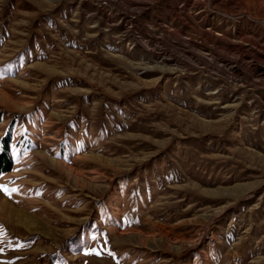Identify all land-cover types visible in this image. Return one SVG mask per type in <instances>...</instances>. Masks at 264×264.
<instances>
[{"label": "rangeland", "instance_id": "obj_1", "mask_svg": "<svg viewBox=\"0 0 264 264\" xmlns=\"http://www.w3.org/2000/svg\"><path fill=\"white\" fill-rule=\"evenodd\" d=\"M8 140L0 264H264V0H0Z\"/></svg>", "mask_w": 264, "mask_h": 264}, {"label": "trees", "instance_id": "obj_2", "mask_svg": "<svg viewBox=\"0 0 264 264\" xmlns=\"http://www.w3.org/2000/svg\"><path fill=\"white\" fill-rule=\"evenodd\" d=\"M4 150L0 154V177L13 168V160L10 155V141H7Z\"/></svg>", "mask_w": 264, "mask_h": 264}, {"label": "bare ground", "instance_id": "obj_3", "mask_svg": "<svg viewBox=\"0 0 264 264\" xmlns=\"http://www.w3.org/2000/svg\"><path fill=\"white\" fill-rule=\"evenodd\" d=\"M23 217H24V216H23ZM23 217H22V218H23ZM27 219H28V218H27ZM29 219H30V218H29ZM29 219H28V220H29ZM22 221H25V220H24V219H22ZM26 222H27V221H26ZM31 224H32V223H31Z\"/></svg>", "mask_w": 264, "mask_h": 264}, {"label": "snow or ice", "instance_id": "obj_4", "mask_svg": "<svg viewBox=\"0 0 264 264\" xmlns=\"http://www.w3.org/2000/svg\"><path fill=\"white\" fill-rule=\"evenodd\" d=\"M5 191H7V190L5 189Z\"/></svg>", "mask_w": 264, "mask_h": 264}]
</instances>
